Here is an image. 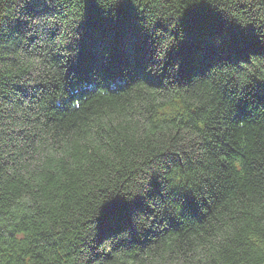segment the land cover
I'll use <instances>...</instances> for the list:
<instances>
[{"label": "clouds", "instance_id": "clouds-1", "mask_svg": "<svg viewBox=\"0 0 264 264\" xmlns=\"http://www.w3.org/2000/svg\"><path fill=\"white\" fill-rule=\"evenodd\" d=\"M32 2L0 0V264H264V54L166 65L192 6L264 45V0H127L152 55L120 86L70 72L90 0ZM91 2L115 20L125 0ZM138 199L101 237L104 207Z\"/></svg>", "mask_w": 264, "mask_h": 264}, {"label": "trees", "instance_id": "trees-1", "mask_svg": "<svg viewBox=\"0 0 264 264\" xmlns=\"http://www.w3.org/2000/svg\"><path fill=\"white\" fill-rule=\"evenodd\" d=\"M28 11L39 15L48 9L42 0H33ZM180 27L185 33V39L166 58V65L180 62V71L176 74L178 80L197 72L203 73L212 64L246 58L249 52L264 54V45L258 42L251 30L246 33L227 24L206 6L188 8L180 21ZM18 28L22 29L23 25H18ZM81 29L82 37L78 42L80 53L70 67V72L75 71L79 77L77 84L85 82L91 85V73L95 69L105 80L120 86L125 70L130 77L140 75L144 66L151 61L150 37L137 26L135 9L127 0L117 8L115 20L111 13L104 16L103 10L90 0ZM217 36L223 39L221 46L215 44ZM105 52L110 54L107 63L104 60ZM158 79L152 78L150 82L156 83ZM258 89L259 92L254 90L253 94L264 101V84L258 85ZM245 107V102L241 101V114ZM153 188L158 192L159 185L155 180ZM141 206L139 199L131 204L116 200L106 205L100 217L101 237L131 228V215ZM185 207L195 211L190 198H187Z\"/></svg>", "mask_w": 264, "mask_h": 264}]
</instances>
